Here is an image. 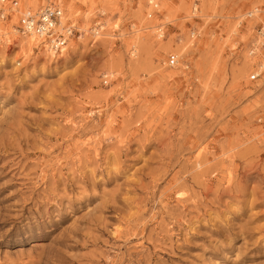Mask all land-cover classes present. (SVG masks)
Wrapping results in <instances>:
<instances>
[{"label": "rangeland", "instance_id": "rangeland-1", "mask_svg": "<svg viewBox=\"0 0 264 264\" xmlns=\"http://www.w3.org/2000/svg\"><path fill=\"white\" fill-rule=\"evenodd\" d=\"M50 2L60 54L15 30ZM8 6L0 264H264V0Z\"/></svg>", "mask_w": 264, "mask_h": 264}, {"label": "built area", "instance_id": "built-area-1", "mask_svg": "<svg viewBox=\"0 0 264 264\" xmlns=\"http://www.w3.org/2000/svg\"><path fill=\"white\" fill-rule=\"evenodd\" d=\"M7 0H0L2 7L0 8V26L1 23L6 22L8 18V11L10 6L5 10L3 7L6 4ZM17 1H13V4L16 5ZM149 4L152 5L151 12L148 13V17H152L154 13H158L159 2L152 3L149 1ZM258 13L261 14L264 12V7H258ZM64 12L59 5H46L35 11L33 14L29 13L27 16L24 15L21 19V24L15 28L16 31L22 35H34L39 38H42L54 51L58 54L68 46L69 40L73 37H76L77 34H80V29L76 26H68L69 28L60 29L61 19ZM1 28V27H0ZM96 32V29H94ZM260 37L264 40V26H261L258 30ZM1 31L0 34V45L7 43L11 39L10 35ZM179 63L178 55L171 54L169 56L168 64L170 66H176ZM260 76L259 73L253 72L251 78L256 79Z\"/></svg>", "mask_w": 264, "mask_h": 264}, {"label": "bare ground", "instance_id": "bare-ground-1", "mask_svg": "<svg viewBox=\"0 0 264 264\" xmlns=\"http://www.w3.org/2000/svg\"><path fill=\"white\" fill-rule=\"evenodd\" d=\"M50 4H54V5H56V3H52V2H50V3H47L46 5H50ZM46 5H44V6H46ZM60 6V5H59ZM61 7V6H60ZM41 8V7H40ZM39 8V9H40ZM61 9H62V7H61ZM194 11H196V10H194ZM195 13V12H194ZM24 15H28V13H24ZM65 17L64 16H62V19H61V25H60V29L61 30H63L64 28H65ZM66 28H69V27H66ZM162 31V30H161ZM158 33H160V31L158 32ZM0 34H1V32H0ZM7 34V33H6ZM9 36V35H8ZM24 40H23V44L25 45V46H27L30 50H34L36 47H37V44H36V42H38V46H42V47H46V49L47 50H50V51H54V49L53 48H51L50 47V45H48L47 44V42H45L42 38H39V37H37V36H34V35H25L24 37ZM9 39H11V38H9ZM7 43H9V40L7 41ZM55 52V51H54Z\"/></svg>", "mask_w": 264, "mask_h": 264}]
</instances>
